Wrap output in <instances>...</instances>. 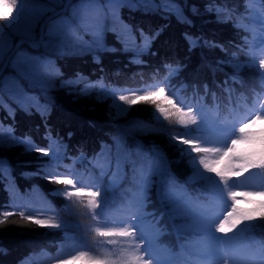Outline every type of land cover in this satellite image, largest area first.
I'll list each match as a JSON object with an SVG mask.
<instances>
[{"label": "snow or ice", "instance_id": "6c2138e0", "mask_svg": "<svg viewBox=\"0 0 264 264\" xmlns=\"http://www.w3.org/2000/svg\"><path fill=\"white\" fill-rule=\"evenodd\" d=\"M127 2L0 0V107L7 108L9 114L14 116L15 110L4 103L2 93L7 90L13 96L16 93L26 95L15 76L4 75L8 62L17 76L45 95L53 86L55 76L60 74L47 57L31 55L22 50L23 46L64 50L77 44L81 46L80 50L108 51L105 43L107 12L110 11L119 20L118 9ZM139 3L151 5L153 11L159 9L174 15L180 23H191L184 14L187 0L183 4L180 0H139ZM246 3L251 8L253 21L251 25L243 26L253 36L251 41L245 38L250 59L247 65L241 64L234 53L227 63L235 69L234 81L242 68L250 67L255 69L264 84V58H260L264 56V0H246ZM257 4L260 5L259 9L255 7ZM213 10L217 12L218 19L221 13H228L226 18H230L228 9L222 8L216 0H211L206 7V11ZM192 12L198 14L194 6ZM47 13L52 15L44 19ZM38 26L39 35L36 31ZM124 28L131 35V44L123 34L118 33L117 38L124 44L125 51H136L133 62L143 64L139 56L149 51L163 28L151 35L141 31L142 43L137 42L130 26L124 25ZM82 32H90L92 39L84 40ZM184 38L191 47L197 46L200 41V37L189 33H185ZM94 58L98 61V57ZM164 68L166 72L161 79H155L154 75L153 82L137 88H109L101 79L86 83L80 94L87 96L93 90H98V98L111 95L118 115L126 114L137 104L152 106L155 110L154 120L161 126L154 128L143 121H133L132 127L142 131L173 132L169 139L176 142L182 156L189 158L192 168L187 182H200L204 191L202 197L193 198L185 185L177 182L170 172L166 153L155 144L150 153L143 152L142 146L133 152L119 138H114L115 150L102 145L96 156L98 163L95 167L99 169V175L89 173L85 179L84 174L75 167L86 159L85 154L81 152L78 156H67L68 145L54 136L51 129L44 137L48 141L47 146L36 144L30 136H11L8 146L24 145L25 151H35L49 158V163L32 175L43 172L50 183L63 185L58 193H62L66 200L87 208L94 221V226H90L91 232L102 238V244L113 246L111 249L105 247L101 254L95 255L86 239L73 236L70 237L73 245L85 250H76L75 254H68L66 258L58 254L55 259L59 264H69V261H81L83 264H264V240L252 235L256 227L253 221H264V186L251 191H238L248 187L245 183L247 176L254 173L264 176V100L259 102L258 108H250L244 115L233 114L221 118L218 107L206 110L200 104H187L173 88L171 82L179 75V64L173 66L166 63ZM86 79L78 74L75 81H66L65 84L72 86ZM187 87V84L181 85V89ZM193 88L195 91V86ZM117 92L126 94L116 95ZM116 100L121 103L116 104ZM35 106L37 110L47 108L40 105L38 100ZM162 121L173 128L164 127ZM175 126L183 131H178ZM13 131L10 127L9 133ZM4 144L5 137L0 131V146ZM65 159L71 161L64 165L67 171H54ZM4 164L0 160V172L4 171ZM127 169L132 173V187L121 191L118 207H110L108 193H115L127 180ZM105 177L108 178L107 183ZM153 196L163 209L159 218L155 212L146 211L149 203L153 202ZM241 202L251 207L241 208ZM9 207H15L16 211H0V225L16 223L9 218L18 215L22 221L49 229L63 231L67 227V222L50 205L43 210L51 211L54 215L46 218L34 216L32 210H19L15 197ZM164 216L173 221L172 227L179 245V251L166 249V258L159 255L158 244V238L164 234V228L160 226ZM149 217L152 219L149 220ZM21 264H30V260L21 261Z\"/></svg>", "mask_w": 264, "mask_h": 264}, {"label": "trees", "instance_id": "16d2710c", "mask_svg": "<svg viewBox=\"0 0 264 264\" xmlns=\"http://www.w3.org/2000/svg\"><path fill=\"white\" fill-rule=\"evenodd\" d=\"M180 2L183 4L184 0ZM210 3L211 0H187L184 14L191 21L189 24L178 22L174 15L162 10L153 11L151 5L140 4L139 0H128L118 9L119 20L115 19L110 11L107 12L108 30L105 33V43L108 51L80 50L81 46L77 44L64 50H45L43 47L31 49L23 46L22 50L31 55L47 57L53 62L54 68L59 69L60 74L55 76L53 86L46 95L31 86L27 80L17 76L11 63H8L4 75L15 76L26 95L16 93L13 96L7 90L2 93L4 103L14 109L15 114L10 115L7 108L0 107V123L3 125L0 131L5 137V144L0 146V160L5 162L4 171L0 172V211H16L15 207H9L15 197L19 210H32L34 216L46 218L54 215L51 211L43 210L50 205L67 222V227L63 231L49 229L22 221L18 215L10 217V221L16 223L0 225V249L4 250L0 252V264H21V261L25 260H30V264H59L55 259L58 254L66 258L68 254H75L76 250H85L77 249L73 245L70 239L73 236L86 239L92 254L95 255L101 254L105 247H113L102 244V238L91 232L89 226L94 221L90 218L87 208L66 200L62 193H58L63 185L50 183L43 172L40 175H32L47 165L49 158L42 157L35 151H25L24 145L8 146L12 135L21 138L30 136L36 144L47 146L48 141L44 137L47 130L51 129L54 136L68 145L67 156H78L81 152L85 154L86 159L75 165L77 171L84 174L85 179L89 173L99 175V169L95 167L98 163L96 156L100 153L102 145H107L114 151V138H119L125 147L133 152L142 146L143 152L150 153L155 144L166 153L170 172L177 182L184 184L193 198L204 195L200 182H187L188 177L192 175V168L189 158L182 156L176 142L169 139L173 132L142 131L132 127L133 121H143L154 128L161 126L154 120L155 110L152 106L137 104L126 114L118 115L113 107L111 95L98 98V90H93L90 95L85 96L80 94V90L86 83H95L101 79L109 88H137L153 82L154 75L155 79H161L166 72L164 65L171 63L173 66L180 65L179 75L173 78L171 83L187 104H200L206 110L218 107L221 118L233 114L244 115L248 109L258 108L259 102L264 100V84L258 73L253 68L244 67L238 79L234 81L235 69L227 63L234 53L239 57L241 64L247 65L249 62V46L245 44V38L251 41L253 36L243 26L253 22L251 8L247 6L246 0H216L218 5L227 8L230 13V18H226L228 13H221L218 19L215 10L206 11ZM193 6L198 10V14H193ZM255 7L259 9L260 5ZM49 14L51 13L46 16ZM124 25L131 27L138 43H142L141 31L151 35L157 29L163 28L161 34L152 42L149 51L139 56V59L144 61L143 64L134 63L136 51H125L124 44L117 38L118 33L123 34L131 44V35L127 33ZM38 30L39 26L37 35ZM7 31L5 28V32ZM185 33L200 37L199 44L191 47L184 38ZM81 35L86 41L92 39L90 32H82ZM94 57H98V61ZM256 63L258 66L259 60ZM78 74L87 79L72 86L65 84L66 81H75ZM182 84H187L188 87L181 89ZM120 94L126 93H116ZM37 100L47 108L37 110ZM115 103L121 102L116 100ZM162 124L166 128H173L166 121H162ZM10 127L14 130L11 134ZM175 128L183 131L179 126ZM70 163L69 159H65L53 170L66 172L64 165ZM107 180L105 177V183ZM245 183L248 187L238 191H251L264 186V176L254 173L247 176ZM131 187L132 173L127 169V180L122 182L115 193H108L110 207H118L121 191ZM199 193L201 194L198 195ZM240 207L248 208L251 205L241 202ZM156 209L160 211L156 213L159 218L163 209L153 196V202L149 203L146 211L155 212ZM148 219L151 220L152 217ZM175 222L179 223V220ZM253 223L256 225L253 230H264V221L257 220ZM172 225L173 221L164 216L160 226L174 232ZM164 254L167 257L168 253ZM69 264L83 262L69 261Z\"/></svg>", "mask_w": 264, "mask_h": 264}, {"label": "water", "instance_id": "95a60500", "mask_svg": "<svg viewBox=\"0 0 264 264\" xmlns=\"http://www.w3.org/2000/svg\"><path fill=\"white\" fill-rule=\"evenodd\" d=\"M52 15V14H51ZM51 15H49V16H51ZM48 17V16H47ZM47 17L45 18V19H47ZM42 26V25H41ZM25 46H27V45H25Z\"/></svg>", "mask_w": 264, "mask_h": 264}]
</instances>
